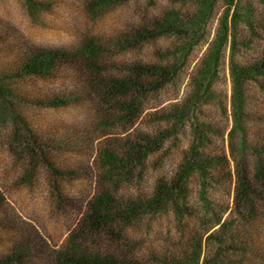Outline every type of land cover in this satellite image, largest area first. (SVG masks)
I'll return each instance as SVG.
<instances>
[{
    "label": "rangeland",
    "instance_id": "1",
    "mask_svg": "<svg viewBox=\"0 0 264 264\" xmlns=\"http://www.w3.org/2000/svg\"><path fill=\"white\" fill-rule=\"evenodd\" d=\"M29 2L31 10L26 0H0V72L14 60L27 57L30 51L77 53L88 41L98 52L77 55L71 63L48 71L47 77L0 79V259L17 247L32 250V260L19 264H53L71 243L84 244L83 249L89 252L102 251L98 238L80 231L87 205L101 192H111L123 204L130 201L139 205V200L152 196L157 180L168 176L172 179L176 174L174 169L185 162L198 131L205 134L207 141L198 149L199 154L227 159L226 168L219 163L218 168L213 165L225 175L218 178L219 192L210 191L216 201L227 206L219 221L200 231L199 225L193 226V217L179 223L169 205L166 210L139 207L136 220L124 221L121 226L125 238L136 244L135 256L144 260L186 252L190 234L197 232L202 250L198 264H204L213 255L212 236L221 232L222 224L230 218L237 163L244 161L252 171L254 162L250 151L243 157L237 152V132L231 136V40L222 46L216 64L210 57L223 22L227 21L230 29L240 8L235 58L249 49L248 42L252 47L258 43L256 34L243 28L242 13L244 6L251 4L255 12L264 16L262 1ZM166 16L177 18L180 32L154 28L145 40L132 47L119 44L121 38L144 23ZM256 33L264 39L263 30ZM137 65L167 69L168 74L164 79L157 75L159 86L148 90L129 86L123 92L104 94V85L111 80L134 81L130 70ZM143 75V84L153 80L149 74ZM248 86L259 92L257 85ZM258 95L251 98L253 108L249 107L258 120L255 117L248 121V132L264 131V92ZM54 99L59 102L54 104ZM131 143H138L140 148L132 151ZM108 152L140 158L125 161L128 173L109 178L100 162L101 155ZM204 177L195 167L183 179L189 206L199 203L197 195ZM224 188L228 196L223 194ZM261 208L247 223L233 215L238 228L242 226V237L247 233L253 239L244 256L235 249L226 251L223 257L229 263L224 264H264ZM74 234L78 235L76 241ZM114 251L105 249L103 253ZM257 252L261 257L256 256Z\"/></svg>",
    "mask_w": 264,
    "mask_h": 264
},
{
    "label": "trees",
    "instance_id": "2",
    "mask_svg": "<svg viewBox=\"0 0 264 264\" xmlns=\"http://www.w3.org/2000/svg\"><path fill=\"white\" fill-rule=\"evenodd\" d=\"M261 1L264 6V0ZM30 4L32 3H30L29 0H26V5L31 10V7L29 6ZM97 5H99V1L95 4V6ZM241 12V8L236 10L230 29L228 22H223V29L221 30L219 37L216 39L217 46L213 51V56L211 55L210 58L211 63L216 64L218 62L222 46L228 40H231L229 75L230 82L232 84V92L230 103L234 121L231 136L234 132H237L238 148H236V150L238 153L240 152L239 154L242 157L249 151L250 154L253 155V169L252 171H249V168L245 165L244 161H242L244 163L241 161H239L240 163H237L235 172L236 185L233 193L234 198L230 218L222 224L221 228L223 227V229L221 232L212 236L211 240H215L213 246H211L213 247V255L212 257H208L204 264L229 263V261L224 259L223 255L226 251L234 249L235 251L242 253L244 256L247 250L248 242L252 241L253 238L251 239V237H248L247 233H245L246 237H242L244 234V232L240 230L242 226L239 225L238 228V223H236L237 220H235V216L233 215H238L242 223H247L249 220L251 221L253 215L261 212L259 210V208H261L259 203L264 206V131L248 132L246 129L248 121H251L255 117V120H258V117L254 115L255 113L250 110V108H253L251 98L259 96L258 94L261 90L264 92V39L256 33L257 30L264 31V16L255 12V6L251 4L244 6L242 14L245 16V19L242 21L244 25L242 26L247 32L250 31L253 36L256 34V37L260 42L257 41L258 43L253 47L250 46L248 42L247 46L249 49L239 54L238 58H235L236 43H238L237 40H239V25H241L239 24V14ZM154 28L160 32L173 30L179 32L181 31L177 18L175 16H166L164 19H159V21L154 20V22L144 23L143 27L133 30L128 36L121 38L119 44L132 47L145 40L149 31ZM91 44V42L86 41L80 49L81 51H78L77 53H66L64 51H30L27 57L14 60L13 63L11 62L8 65L6 70L0 72V79L10 77L12 79L21 80V78L25 76L47 77L48 71H51L54 68H59L62 64L71 63L73 58H78L81 55L92 56L93 53L98 52V49L95 47L92 48ZM249 50H252L251 54L249 53ZM1 54L2 52L0 49V55ZM214 61L216 63H214ZM130 72L134 81L111 80L104 85L106 87L104 94L112 95L113 92H123L129 86H133L140 91L148 90L149 88H153L155 85H158L157 82L159 77L164 79L168 74L167 69L165 71L164 69L157 68L156 66L144 69L138 65L137 67H133ZM143 74H149L153 80L151 82L149 80L148 83L145 82V84H143L142 76H145ZM252 83L258 86V93L253 92L251 87L248 89V85ZM54 100L56 101L54 104L59 102V99ZM130 109H132L131 106H129L128 110L130 111ZM262 122H264V120ZM146 139V145H149L150 140L148 138ZM192 142L193 143L189 147L188 154L184 157L185 162L178 164V167L174 169L177 172L172 176V179H169L168 176L167 178L157 180L152 196L139 200V205L130 201H128L127 204H123L118 199L114 198L111 192H101L97 195V197H95L90 205H87L83 214L84 216L81 220L80 231L82 234H91L90 236L98 238L102 245V251L95 250L94 252H89L87 251V248V250L83 249L82 246L84 244L71 243V245L67 246L60 256H56L54 258L52 263L198 264L200 252L202 250L199 233L197 232H192L190 234L189 244L185 247L186 252L183 250L178 256L172 255L174 257H169L170 255L168 257L155 256L148 260H144L141 257L135 256L134 249L136 248V244L125 238L123 235V226H121L124 221L129 222L136 220L138 212L137 209H139V207L148 210L151 208H155L156 210L162 208L166 210L169 208V205L173 209L179 223L180 220L182 221L185 217H193L195 219L193 226L195 224H197V226L199 225L198 229L200 231H203L207 224L211 225V222L219 221L227 206L224 202L221 204L216 201L215 196L210 193V191L213 190V192H219L217 191V185L219 184L218 178L221 176L225 178V175L222 171L215 169L213 165H216L218 168L219 163L224 167L227 164V159L225 157L223 159H218V157L207 158L199 154L198 149L203 148L207 143L205 134L203 136V134H198V131H196ZM131 147L133 149L132 151H135L134 149L136 148H140L138 143H131ZM233 154L236 156V153ZM234 156L233 158L235 159L236 157ZM121 157L116 156L114 152H108L101 155V166L107 174V177L113 178L116 176L117 178L121 176L122 172L128 173L129 169L125 167V161L127 163H131L133 158L137 160L140 158L135 156L132 158V155L130 156V154L127 156L125 155V158L124 156ZM195 167L199 172H201L202 176L205 177L197 195L199 203L193 202V206H189V202L185 198L187 192L185 180L186 176H190L192 174ZM226 167L227 166H225V168ZM214 172L215 174H212ZM228 175V178H230L231 175L229 173ZM184 178L185 180H183ZM223 194H228L227 188L223 189ZM225 201L227 202V200ZM171 203H174V207ZM261 210L264 211V208H261ZM77 238L78 235L74 234L73 241H76ZM230 242L231 245L227 244ZM235 242H239V244H235ZM105 249H114V252L116 253L105 255L103 253ZM31 251L32 250L30 248L17 247L9 256L1 258L0 264H19L26 263L28 261L30 262L32 260V257H29ZM256 256L261 257L258 252L256 253Z\"/></svg>",
    "mask_w": 264,
    "mask_h": 264
}]
</instances>
